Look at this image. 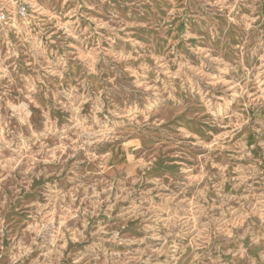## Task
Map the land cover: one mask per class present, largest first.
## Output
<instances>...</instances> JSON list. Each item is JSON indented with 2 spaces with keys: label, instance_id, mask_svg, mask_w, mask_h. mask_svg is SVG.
Segmentation results:
<instances>
[{
  "label": "rangeland",
  "instance_id": "rangeland-1",
  "mask_svg": "<svg viewBox=\"0 0 264 264\" xmlns=\"http://www.w3.org/2000/svg\"><path fill=\"white\" fill-rule=\"evenodd\" d=\"M0 264H264V0H0Z\"/></svg>",
  "mask_w": 264,
  "mask_h": 264
}]
</instances>
